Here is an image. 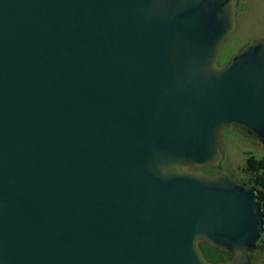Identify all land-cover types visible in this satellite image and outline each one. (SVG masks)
I'll return each mask as SVG.
<instances>
[{
	"label": "water",
	"instance_id": "1",
	"mask_svg": "<svg viewBox=\"0 0 264 264\" xmlns=\"http://www.w3.org/2000/svg\"><path fill=\"white\" fill-rule=\"evenodd\" d=\"M238 5L0 0V264H250L264 191L204 172L264 145V38L218 64Z\"/></svg>",
	"mask_w": 264,
	"mask_h": 264
},
{
	"label": "rangeland",
	"instance_id": "2",
	"mask_svg": "<svg viewBox=\"0 0 264 264\" xmlns=\"http://www.w3.org/2000/svg\"><path fill=\"white\" fill-rule=\"evenodd\" d=\"M238 28L224 44L218 59L224 65L247 43L264 38V0H238ZM225 157L223 168L240 180H246L244 174L247 159L254 156L264 159V145L254 139H248L231 130L224 131ZM250 264H264V247L255 254Z\"/></svg>",
	"mask_w": 264,
	"mask_h": 264
},
{
	"label": "trees",
	"instance_id": "3",
	"mask_svg": "<svg viewBox=\"0 0 264 264\" xmlns=\"http://www.w3.org/2000/svg\"><path fill=\"white\" fill-rule=\"evenodd\" d=\"M205 171L208 172L209 169ZM244 174L247 175V179L241 181L264 191V159H257L254 156H249ZM200 247L206 260L212 263L225 262L231 257V254L221 252L207 244H201ZM257 253L258 251L253 252L251 258Z\"/></svg>",
	"mask_w": 264,
	"mask_h": 264
},
{
	"label": "flooded vegetation",
	"instance_id": "4",
	"mask_svg": "<svg viewBox=\"0 0 264 264\" xmlns=\"http://www.w3.org/2000/svg\"><path fill=\"white\" fill-rule=\"evenodd\" d=\"M228 62V61H227ZM226 62V63H227ZM254 140H258V141H260L258 138H254ZM261 142V141H260ZM220 170H225L224 168H223V166H221L219 169H209V171L208 172H206L205 170H204V172H206V173H210V174H215V173H218ZM226 171V170H225ZM240 180V179H239Z\"/></svg>",
	"mask_w": 264,
	"mask_h": 264
}]
</instances>
